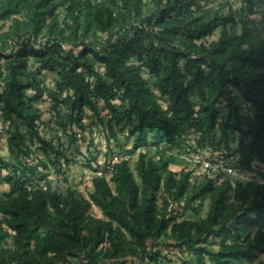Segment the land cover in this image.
Returning a JSON list of instances; mask_svg holds the SVG:
<instances>
[{
	"label": "trees",
	"instance_id": "16d2710c",
	"mask_svg": "<svg viewBox=\"0 0 264 264\" xmlns=\"http://www.w3.org/2000/svg\"><path fill=\"white\" fill-rule=\"evenodd\" d=\"M202 1L0 0V120L13 127L7 148L17 159L37 156L26 134L47 160L43 169L64 157L39 135L44 95L57 114L69 109L63 129L84 130V108L98 113L101 102L112 138L119 128L130 152L156 149L140 151L133 168L114 162L109 179L93 178L87 197L51 179L45 191L29 190L44 177L40 170L0 158V171H11L0 179L9 188L0 197V264H160L161 239L196 264H251L264 254V182L176 174L169 166L180 159L160 150L188 153L195 134L199 148L214 160L232 157L240 173L264 166V37L248 19L264 0H239L244 17L230 0ZM218 28L219 37L205 42ZM43 71H57L53 88L41 85ZM221 145L225 153L214 156ZM93 206L102 217L89 213Z\"/></svg>",
	"mask_w": 264,
	"mask_h": 264
},
{
	"label": "rangeland",
	"instance_id": "374dc122",
	"mask_svg": "<svg viewBox=\"0 0 264 264\" xmlns=\"http://www.w3.org/2000/svg\"><path fill=\"white\" fill-rule=\"evenodd\" d=\"M225 0H208L202 1V6H215L218 2H223ZM232 4L233 10L237 13L239 17H244L247 14L245 11H242V5L239 0H230ZM64 9L60 8L58 10L59 18L64 16ZM248 19L252 20L253 26L256 28L257 33L260 36L264 37V2L258 5L255 10L254 14L248 16ZM220 29L218 28L211 36L204 39L205 42H211L216 40L219 37ZM102 39V38H101ZM99 39V42L100 40ZM93 57V55H92ZM95 59V58H94ZM95 68L100 71H103V66L99 65L96 59L94 60ZM1 63L3 61L1 60ZM180 65H184V61H180ZM30 70L34 71L35 67L30 65ZM143 77L147 78L149 82H153V78L149 77L147 71L142 70ZM58 78L57 71L48 72L43 71L39 75V80L41 85L47 86L48 88H53L55 84V80ZM22 81H26L22 79ZM32 91L28 90V94L32 95ZM44 100L37 103V106L40 108L41 112V123L39 124V135L46 139L51 140L56 148L60 151L64 152V157L54 160V165L49 164L47 169H43L41 166L42 162H47L45 158H42L41 152L39 150V144L36 140L29 138L28 134H26L27 144L30 148L36 149L35 158L29 157H19L18 159L13 155L7 148V138H8V131L12 130L13 127L9 126L8 123L1 122L0 120V158L4 160L11 161L14 164H18V162H26L30 165H34L40 170L41 175L44 177H39L38 179H51L54 182H57L62 189H66L67 187H71L76 189L77 191L81 192L85 197H87L91 192H93L92 180L95 177L93 173L94 170H106L107 164H112L113 162H118L122 159H127L130 166L133 168L134 161L137 158L140 151L148 152L149 154H153L155 152V147H147L142 148L140 151H133L131 150V141L127 139L126 133L123 131L121 132L119 128L116 129L117 132V140L112 138L106 127L105 121L108 118V111L103 107L101 102H96V113L94 110L90 109L89 107L84 108L83 113V124L85 126L84 130H79L76 126H72L71 128L66 127L63 129L61 123H64L68 120L69 116V109L65 105H61L59 107V113L57 114L55 110L51 107L52 101L48 98L47 95H44ZM191 99L193 101L197 100V96L195 94L191 95ZM164 106L165 103L161 102ZM1 117V113H0ZM19 125V123H17ZM22 132H25V129L20 127ZM80 132L81 137H74L73 140H70L72 133ZM191 140L188 142L191 145V151H189L188 146L187 149L188 153H182L180 148H170L167 145H160V150H165L167 153L176 155L180 161L175 164H171L169 169L179 174L184 170L193 169L194 177H198L203 175L201 173V169L198 167L196 168L195 165L192 164V159L195 158V155L198 152L202 151H211L209 148H205L202 150L198 147L195 138L197 135L190 134L189 135ZM224 145H221L220 152H216L214 156H221L224 154ZM235 146V144L231 145ZM237 157V155L235 156ZM37 158V159H36ZM238 158V157H237ZM156 157L155 160H157ZM236 159V158H235ZM256 169L251 172H241L237 167L235 175L240 176V178H249L254 176L255 181L264 182L263 177L258 175V171L264 173V166L258 163H254ZM11 170V169H10ZM11 171L1 170L0 171V179L6 177ZM111 175L107 174L104 177L109 179ZM110 186L113 187V184L110 183ZM9 191L8 185L0 180V197L6 195ZM208 209V201L204 202L203 209L200 212V216L205 215V211ZM89 213L95 217H102L100 210L93 206ZM189 218H195V213L193 211H189L187 216ZM6 246H11V239L5 241ZM167 243L165 239L160 240V248H162V253L164 254V258L160 260V264H196L195 261L192 259L191 256L187 255L184 249L176 248L172 245L170 246H163ZM134 261V262H133ZM69 264H78L75 259H69ZM108 264H112L111 262ZM120 264V263H116ZM125 264H144V261H137L132 259H127ZM251 264H264V254H260L258 258Z\"/></svg>",
	"mask_w": 264,
	"mask_h": 264
},
{
	"label": "built area",
	"instance_id": "2783aa9c",
	"mask_svg": "<svg viewBox=\"0 0 264 264\" xmlns=\"http://www.w3.org/2000/svg\"><path fill=\"white\" fill-rule=\"evenodd\" d=\"M76 136L81 137L80 132H77ZM192 161L199 169H201L203 176H206L214 181H221L227 177H233L237 170V167L233 164L232 157L225 160H214L209 156L207 151L198 152ZM113 163L107 164L105 167L106 170L104 171H94L93 173L95 174V177L105 176L107 174L111 175ZM45 180L46 179L44 178L36 180L32 185L28 186V189L45 191Z\"/></svg>",
	"mask_w": 264,
	"mask_h": 264
}]
</instances>
